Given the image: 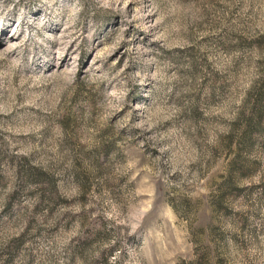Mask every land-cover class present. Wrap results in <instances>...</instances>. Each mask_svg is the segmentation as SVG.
Segmentation results:
<instances>
[{
  "label": "rangeland",
  "instance_id": "rangeland-1",
  "mask_svg": "<svg viewBox=\"0 0 264 264\" xmlns=\"http://www.w3.org/2000/svg\"><path fill=\"white\" fill-rule=\"evenodd\" d=\"M0 264H264V0H0Z\"/></svg>",
  "mask_w": 264,
  "mask_h": 264
}]
</instances>
